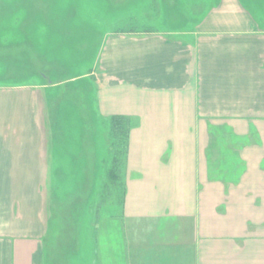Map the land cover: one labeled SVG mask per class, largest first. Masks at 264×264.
I'll list each match as a JSON object with an SVG mask.
<instances>
[{
  "label": "crops",
  "instance_id": "0c3cea01",
  "mask_svg": "<svg viewBox=\"0 0 264 264\" xmlns=\"http://www.w3.org/2000/svg\"><path fill=\"white\" fill-rule=\"evenodd\" d=\"M181 34L188 36L176 37ZM191 35L168 33L167 45L154 37L147 45L137 37L141 41L135 47L123 49L127 57L106 60L103 85L97 80L105 112L134 121L119 216L107 211L93 225L101 264H264V234L209 242L201 230L209 147L203 126L208 115L264 124V28ZM63 100L64 95L59 97V200L66 208L59 214L66 216L84 211L94 197L99 166L94 123L77 124L79 139L72 151L65 147ZM87 112L94 114L95 108L88 104ZM144 115L151 121L144 123ZM37 126L28 92L0 90V264H47L46 243L63 248L61 236L45 234L40 190L34 185L40 174ZM250 185L247 196L264 194ZM72 228L66 240L77 249L81 227ZM55 248L49 246V252Z\"/></svg>",
  "mask_w": 264,
  "mask_h": 264
},
{
  "label": "rangeland",
  "instance_id": "374dc122",
  "mask_svg": "<svg viewBox=\"0 0 264 264\" xmlns=\"http://www.w3.org/2000/svg\"><path fill=\"white\" fill-rule=\"evenodd\" d=\"M247 26L264 28V0H0V90L25 91L31 97L40 139V174L34 185L40 190L44 230L47 236H61L64 243L60 249L59 242L46 243L47 264H101L93 225L107 211L119 216L114 196L122 189L118 185L115 191L102 192L108 139L115 140L99 86L103 85L106 60L127 57L123 49L135 47L141 39L147 44L154 37L157 43L160 40L167 45L171 32H189L191 38L199 30L229 31ZM63 95L71 102L63 100L61 106L62 113L68 114V129L62 132L68 135L65 147L70 151L73 140L79 139V123H94L99 166L94 197L84 211H69L66 216L59 214L66 208L59 200V139L63 142L59 97ZM88 104L95 108L94 114L87 112ZM142 117L144 123L151 121V116ZM216 117L208 115L207 127L202 130L209 147L208 173L202 179L203 191L207 190L202 194L201 230L207 232L209 242L216 237L262 236L264 194L252 198L246 191L250 184L264 190V124ZM117 140L124 148V137ZM65 184L70 190L72 183ZM216 188H222L223 194H216ZM79 226L77 249H72L66 237L73 235L72 227ZM49 246L56 248L49 252ZM66 254L70 260L63 256Z\"/></svg>",
  "mask_w": 264,
  "mask_h": 264
},
{
  "label": "trees",
  "instance_id": "16d2710c",
  "mask_svg": "<svg viewBox=\"0 0 264 264\" xmlns=\"http://www.w3.org/2000/svg\"><path fill=\"white\" fill-rule=\"evenodd\" d=\"M133 123L129 116H112L110 119V131L114 134L115 140L108 146L109 158L107 161L108 166L104 169V181L102 186V192L109 193L115 191L116 186L119 185L124 188V180L126 175V151L128 149L129 134ZM117 137H124V148L117 143ZM119 147V148H118ZM124 154V155H123ZM123 155V156H122ZM119 194L114 196L116 201H119ZM113 197V198H114ZM123 198V191H122Z\"/></svg>",
  "mask_w": 264,
  "mask_h": 264
}]
</instances>
